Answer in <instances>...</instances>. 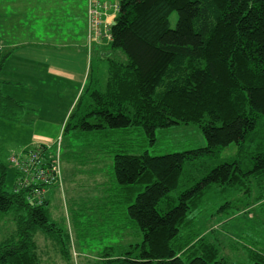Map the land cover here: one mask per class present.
<instances>
[{"label":"trees","instance_id":"obj_1","mask_svg":"<svg viewBox=\"0 0 264 264\" xmlns=\"http://www.w3.org/2000/svg\"><path fill=\"white\" fill-rule=\"evenodd\" d=\"M116 3L107 51L89 56L86 84L59 134L61 146L70 132L91 141L113 137L115 130L125 135L141 129L153 142L157 129L188 124L199 127L205 146L152 156L130 143L113 154L118 193L112 197L122 193L127 220L142 241L116 255L107 247L93 264H227L218 244L192 232L189 215L223 194L251 196L254 187L256 203L264 202V0ZM173 12L177 21L170 28ZM92 44L85 46L89 55ZM4 46L0 70L15 49ZM117 50L124 61L110 56ZM37 109L0 91L4 121L22 122ZM230 144L236 154L221 159ZM203 160L216 163L199 166ZM14 173L12 190H5L0 163V222L13 225L0 241V264H38L35 236L56 230L47 211L49 195L62 189L64 178L60 186L47 187V199L36 206L30 189H15ZM247 254L251 264H264V252Z\"/></svg>","mask_w":264,"mask_h":264},{"label":"rangeland","instance_id":"obj_2","mask_svg":"<svg viewBox=\"0 0 264 264\" xmlns=\"http://www.w3.org/2000/svg\"><path fill=\"white\" fill-rule=\"evenodd\" d=\"M14 1L0 0V20L14 26L18 40L30 39L43 42L51 40L49 36L42 37L46 33L44 25L47 24L45 22L47 17L35 16V6L43 0H37V3L32 5V9L26 5L23 10L20 8L21 5L13 9ZM29 1L31 0H26ZM87 1L89 0H84V3L86 4ZM90 1L96 3L105 1L110 6L118 0ZM19 8L25 16L12 15L19 12ZM87 14L88 7L86 16ZM176 21L177 14L173 12L169 16L170 28L175 27ZM75 26L73 32L78 35L73 39L78 44H82L84 37L81 29L83 28L81 23ZM62 40L67 41L68 37ZM90 42L92 41L86 39V44ZM98 43L100 45L96 47L97 52L91 46L90 55L86 48L83 50L91 59H94L96 54L107 51L106 39L99 38ZM110 56L118 61L125 60L120 50L111 52ZM63 62L64 60L61 63ZM103 64L104 61L101 62V66ZM29 92L26 98L31 103L36 101L41 103L43 108L37 106L38 111L35 116L27 113L25 119L19 123L0 121L4 126L0 127V161H2L0 163L5 166L7 174L4 188L8 191L14 186L15 174L9 165L10 154L29 147L32 141L56 140L61 131V128L55 127L56 123L60 122V127L63 128L67 120L66 118L62 124L60 117L63 115L61 110L64 102L55 89L46 91L44 95L39 87L34 92ZM39 118L40 120L34 124L35 119ZM122 133L115 130L112 133L113 137L91 141H89L90 137H85V134L65 133L60 150L64 184L62 189L54 188L53 193L49 195L47 209L51 222L56 224V230L46 234L41 232L36 234L38 264H93L107 247H112V253L116 255L120 254L125 246L142 241L139 230L127 220L122 193L119 197H112L113 193H118L111 177L112 157L115 152L125 150L126 146H121L135 143L139 146L140 152H147L152 156L184 152L205 146L201 130L194 124L157 129L153 142H150V138L141 129H132L131 133L125 135ZM98 144L105 146L98 150ZM236 151V145L230 144L222 150L220 158H230L236 154ZM215 163L216 160L197 162L203 167L206 164L212 167ZM257 193L258 189L254 187L251 196L250 194L246 196V193L231 196L223 194L216 204L211 203L199 212L189 215L192 220L190 223L192 232L206 235L209 241L218 244L221 255L227 258V264H251L247 254L249 249L264 252V202L261 205L256 203ZM111 201H114V204ZM225 202H229V206L219 209ZM248 205L250 210L246 208ZM12 229L13 225L0 222V241L12 232Z\"/></svg>","mask_w":264,"mask_h":264},{"label":"crops","instance_id":"obj_3","mask_svg":"<svg viewBox=\"0 0 264 264\" xmlns=\"http://www.w3.org/2000/svg\"><path fill=\"white\" fill-rule=\"evenodd\" d=\"M36 1L15 0L12 2L13 9L20 7V5L22 10L26 5L29 9H32V5L36 4ZM88 2L91 1H87L86 4L84 0H43L42 3H37L35 16L47 17L45 18L47 24L44 25L46 33L42 36L51 38L47 42L30 39L18 40V34L15 32L14 26L0 20L1 43L5 45L4 48L7 50L15 48L0 70L1 93L42 109L43 105L41 103L37 101L31 103L26 96H29V91L34 92L37 87L40 88L42 95L53 88L64 102V107L61 110L63 115L60 117L62 124H64L65 119L84 89L88 75V55L83 51L85 50L87 37L86 9L89 5ZM99 2L101 3V1ZM20 8L19 12L12 15H24ZM115 15L116 13L112 9L102 11L100 28L102 29L105 23L111 24ZM78 23H81V28H83L81 29L84 37L82 44H78L73 39L78 35V33L73 32L76 28L75 24L78 25ZM65 31L69 33H65ZM64 37H68V40H62ZM98 45H100L98 42L92 44L95 52H97L96 47ZM79 48L81 50H78ZM39 120L40 118L35 119L34 124ZM0 121L4 120L0 119ZM60 124V122L59 124L56 123L55 127L62 130ZM0 127H4L1 122ZM46 127L48 126L46 125ZM52 193L53 189L50 194Z\"/></svg>","mask_w":264,"mask_h":264},{"label":"built area","instance_id":"obj_4","mask_svg":"<svg viewBox=\"0 0 264 264\" xmlns=\"http://www.w3.org/2000/svg\"><path fill=\"white\" fill-rule=\"evenodd\" d=\"M113 9L118 11V3L108 5L107 3H96L91 1L88 5L87 40L97 42L98 39L109 40L110 23L100 28V15L102 11ZM100 12V15H99ZM90 42L89 44H91ZM0 43V51L2 50ZM53 144H56L54 152H50ZM61 136L51 142L32 141L30 146L18 153L9 156L10 167L17 172L15 177V189H30L34 204L41 205L46 200L47 187L60 186L62 183V171L60 164Z\"/></svg>","mask_w":264,"mask_h":264},{"label":"water","instance_id":"obj_5","mask_svg":"<svg viewBox=\"0 0 264 264\" xmlns=\"http://www.w3.org/2000/svg\"><path fill=\"white\" fill-rule=\"evenodd\" d=\"M112 25H114V21L112 22Z\"/></svg>","mask_w":264,"mask_h":264}]
</instances>
